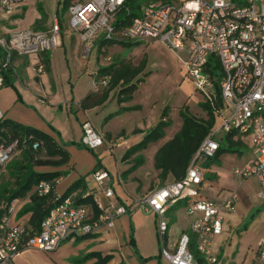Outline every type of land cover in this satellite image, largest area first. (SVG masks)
I'll return each instance as SVG.
<instances>
[{
    "label": "built area",
    "instance_id": "built-area-1",
    "mask_svg": "<svg viewBox=\"0 0 264 264\" xmlns=\"http://www.w3.org/2000/svg\"><path fill=\"white\" fill-rule=\"evenodd\" d=\"M21 1L0 0V13ZM123 1H75L67 7L68 25L81 39V53L85 57L91 54L94 37L99 31L97 38L101 39H114L119 35L144 44L164 40L172 49H186L184 63L187 73L207 99L213 79H217L213 73L214 63L219 64L218 91L222 107L217 114L223 122L216 128L214 125L201 141L181 180L168 181L150 191L138 203L154 214L158 251L169 264H197L191 243L206 263L215 264L216 255L212 246L222 232L220 212L234 210L236 194L232 192L220 202L204 196L200 191L203 175L199 162L214 157L227 135L233 138L239 136L252 147L250 162L234 167L232 176L239 184L247 178L255 179L257 195L264 201V0L147 1L141 7V16L134 17L130 25L118 29L115 15ZM60 32L61 25L56 19L51 21L46 31L8 30L5 37H0V47L5 56L1 68L9 66L14 56L49 53L60 46ZM44 67L40 58L35 64L37 73L43 72ZM93 76H97V71ZM106 80L102 77L98 81L105 87ZM25 142V139L18 141L14 138L0 143V168L10 159L11 153ZM102 142L103 138L91 124L82 123L80 143L94 149ZM32 148H37V144L33 143ZM91 179L94 182L92 189L103 191L111 200L113 190L107 183L109 173L97 169L91 173ZM49 190L50 184L40 181L38 194H46ZM75 196V191L64 197L57 195L55 204L41 221L39 231L23 240V223L10 224L7 214L2 215L0 264H11L22 250L28 248L55 251L64 239L85 237L96 233L102 226L112 227L114 217L129 211L121 203L102 207L94 196L96 208L100 210L94 217L85 205L75 203ZM177 203L184 204L186 208L189 233H180L178 238L173 239L169 235L170 224L166 218L169 208ZM259 246V264H264V241Z\"/></svg>",
    "mask_w": 264,
    "mask_h": 264
},
{
    "label": "rangeland",
    "instance_id": "rangeland-1",
    "mask_svg": "<svg viewBox=\"0 0 264 264\" xmlns=\"http://www.w3.org/2000/svg\"><path fill=\"white\" fill-rule=\"evenodd\" d=\"M62 1L23 0L12 5L8 11L0 13V23L4 25L3 21L6 20L7 30L46 31L50 27L51 21L56 19L63 29V39L69 46L73 41L70 35L72 30L68 25L67 11H63L61 8ZM75 1L86 2L89 0H71V3ZM1 30L0 26V37H5L6 31L2 33ZM97 34L99 36L100 31ZM97 34L95 39L98 37ZM116 49L121 52V56L132 58L134 63L145 57L144 71L149 72L143 77L144 80L140 82L133 93L132 100L123 104L125 109L118 108L116 97H113L104 108H99L97 112L95 110L74 111V108L68 111L64 107L65 100H69V97H78L80 91L89 89L91 78L86 71L92 72L94 68L95 46L92 47L91 54L86 57L82 55L83 59L70 57L72 64L70 76L68 71H65L64 67H67L65 62H63V66L61 56L56 55L55 65L58 75L50 76L54 84L51 83V78H48L47 75L46 81L43 82L48 107L42 108L35 103V95L39 93L38 87L41 85L39 84L40 78L37 79V77H42L41 81L45 78V70L43 73H37L35 69V64L39 59L36 54H29L28 57H25L29 61L26 65V70L29 73L28 89L32 92L23 91L17 83L15 85L18 86V90L22 94L23 103L25 102L26 106H38L39 111L46 117L44 125L47 126L49 132L62 146H69L68 149L72 156L69 168L72 167V170L70 176L66 177V181L71 176L79 174L83 175L86 182H89L90 166L106 168L110 177H113L110 186L113 190L112 199L109 200L103 191L98 189H92V193L96 199L97 195L101 197L102 207H108L111 203H121L120 200L129 203L134 199L137 205H132L131 212L136 213L137 219L141 221L149 216L138 203L147 195L149 186L154 180L153 155L156 149L180 129L182 124L179 115L180 107L185 104L193 116H201L202 108L199 103L204 101L205 97L187 73L184 63L187 56L186 49H172L164 40L159 39L149 41L147 44L137 43L130 49ZM119 52L114 53L113 56L106 49L101 58L102 61L99 63L112 61L115 57L120 56ZM2 59L3 57H0V60ZM9 89L13 90L14 97L18 100L14 85L0 87V91L3 92ZM56 102H60V105ZM162 113L165 115L161 116ZM203 113L205 116L204 111ZM86 118L104 138L102 144L94 149L78 146L80 122ZM161 118L168 121L164 129V137L142 145L136 152L130 153L125 161H122L126 151L137 145L143 139L145 132L150 130ZM215 119L216 128L223 122V119L220 114H216ZM108 135L111 138L109 140L106 138ZM225 141L223 138L220 145L224 146ZM248 147L250 149L241 155L230 151L221 154L220 167L217 166L218 163L209 160L205 161L208 164L199 162L203 175V183L200 187L202 194H205L210 200L220 202L225 200L230 193H236L234 210L220 212L223 219L222 232L214 239L212 246L216 255L215 264H259L260 262L258 250L260 242L264 241V201L257 195L255 179L247 178L237 185L232 176L234 167H241L252 158V147L250 145ZM16 151L15 149L12 152L13 155L17 154ZM139 156L142 158L141 163L139 166L133 167L134 161ZM8 176L9 171L6 166L1 167L0 183L7 182ZM176 207L166 220L172 229L176 228L184 232L187 228L186 208L179 205ZM186 232L189 233L187 230ZM138 235L140 237L142 231H136L135 236L138 237ZM153 244L155 249L151 254L155 255L146 261H153L154 264H169L163 256L158 254L155 241ZM191 249L198 264H208L204 261L202 254L196 252L193 245ZM19 256L23 264H53L54 262L47 251L33 248L22 250Z\"/></svg>",
    "mask_w": 264,
    "mask_h": 264
},
{
    "label": "trees",
    "instance_id": "trees-1",
    "mask_svg": "<svg viewBox=\"0 0 264 264\" xmlns=\"http://www.w3.org/2000/svg\"><path fill=\"white\" fill-rule=\"evenodd\" d=\"M147 1L155 0H124L122 6L115 15L116 27L119 29L128 26L131 24L130 22L134 17L141 16V7L147 3ZM70 3L71 0H63L61 5L62 10L66 11ZM116 36L114 39H101L98 52L102 47L106 48L117 45L119 48L130 49L137 43H140L138 41H129L123 37H118L119 35ZM0 57H3V59L0 60L2 86L12 85L13 70L11 64L6 66V68H1V64L5 57L1 47ZM41 61L46 65L48 62V55L42 56ZM145 63V57L135 64L130 58L115 57L105 66L97 65L98 78L106 77L107 84L100 94H87L86 97L80 101L79 107L88 109L96 105H101L108 99V94L111 91L116 92L118 103L131 99L132 93L136 90L138 84L144 80L143 77L147 75V72H144ZM219 70V64L215 62L213 73L217 79H213L209 98H205L204 101L199 103L202 111L205 112V117L193 116L189 111V107L183 104L179 109V115L182 121L180 129L176 131L170 139L158 147L155 152L153 156V165L156 171V185L163 186L167 183L168 178H172L174 181L182 179V176L185 174L190 164V160L198 150L199 144L215 125L216 114L222 107L219 95L220 92L218 91ZM164 115L165 113H162L161 116ZM167 123L168 121L163 118L157 121V124L144 134L143 139L137 145L126 151L122 161H125L130 153L136 152L142 145L164 137V129ZM14 138L18 139V141L25 139L26 142L16 148L17 154L13 155V153H11L10 159L4 165L7 171H9V174L13 176V179L11 178V181L0 183V217L2 216L4 211L3 207L5 205L8 207L13 199H23L28 196L30 199L29 203L17 212L19 217L29 214L27 221L23 224L24 233L21 235V240H23L39 231L41 221L48 215V211L55 204L57 199L56 192L54 191V186L56 184L55 180L65 173L60 170L43 172L35 170L34 168H53L67 165L70 160V154L61 147L53 137L49 136L44 131L27 125L18 124L10 119L0 120V143L7 142L9 139ZM225 140L224 146H219L220 149L216 152L214 157L210 158V162L219 163V157L226 151L241 155L248 149L246 141L239 136L238 138H233L232 135H227ZM33 143L37 144V148H32ZM78 146L81 147L84 145L79 143ZM141 161V156L137 157L132 166H139ZM40 181H45L50 184L48 193L38 194ZM153 186L152 184L151 188H153ZM73 191L76 192L75 203L78 205H85L90 210V213L94 217H97L100 210L96 208L94 196L88 191L83 176L74 180L68 189L60 196L64 197ZM190 247H192V243ZM109 259V255H96V261L92 264H106ZM83 260L84 258L73 259L74 262ZM141 262H143V260H141ZM117 264L125 263L121 261Z\"/></svg>",
    "mask_w": 264,
    "mask_h": 264
},
{
    "label": "crops",
    "instance_id": "crops-1",
    "mask_svg": "<svg viewBox=\"0 0 264 264\" xmlns=\"http://www.w3.org/2000/svg\"><path fill=\"white\" fill-rule=\"evenodd\" d=\"M170 1L175 2L178 0H170ZM3 22L5 24L2 25V23H0V26L2 28V30H1L2 33H5V31L6 32L8 31L7 30L8 27L6 26L7 21L4 20ZM70 35H71V38L73 41L68 46L65 43V40L63 39L64 38L63 37V29L61 27V32H60L61 44H60V46L49 51V53H47V54H42L41 56L37 55L39 57V59L44 55H48V62L44 67V69H45L44 77L45 78L43 81H41L42 77H40V76L37 77V79L40 78L39 84H41V85L38 87L39 93L35 95V98H36L35 103L42 108L48 107L47 106L48 100L45 97L44 85H43L44 83L43 82L46 81L47 76L49 78L50 76L52 77L53 74L58 75L56 65H55L56 55L61 56L63 66H64L63 62H65L67 67H64V68H65V71H68L69 76L72 73V68H71L72 64L70 63V57L72 56V58L74 57L76 59L80 57L81 59H83L82 58L83 53H81V49H82L81 39H79L78 35L73 33V32H71ZM100 40H101V38L95 39L93 42V45H92V47L95 46V50H94L95 65H94V68H93L92 72L86 71L87 75L90 76V78H91L90 87L88 90L80 91L79 95H77L78 97H74V98L69 97L70 98L69 100H65L64 107L68 111H71V109L74 108V111H80L81 110V111L85 112V111H91V110L94 111L95 110L97 112L99 108H104L105 106H107L113 97H116V102H117L116 92L111 91L108 94L109 95L108 99L103 104L96 105L93 108H88V109H82L79 107L80 101L84 97H86L87 94H93L94 93V94L98 95L101 93L102 89L104 88V86L99 84L98 80L100 78H98V76H96L97 78L94 77L93 74H94V72L97 71L96 68L98 69L97 65L105 66L106 64L109 63V62L99 63L102 61L101 58L103 57L105 50L108 49V53L111 52V55L113 54V56H114V53L116 54L119 52V51H117L116 48H118V49L121 48V47L119 48L117 45H112V46H109L106 48L102 47L100 49V51L98 52V46H99ZM92 47H91V51H92ZM121 49L123 50L124 48H121ZM91 51H90V53H91ZM120 53L121 52H119V55H120ZM25 57H28V55H23L20 57L14 56L12 58V61H11V67L13 70L12 85H14V87L17 90L18 100L15 99L14 92L12 89H9L7 91L4 90V92L0 91V114L2 115L0 117V120L10 119L14 122H17L18 124L27 125V126L35 128V129H39V130L47 133L49 136L53 137L54 140H56L55 136L49 132L47 126L44 125V121H45L46 117L42 114V112L39 111L38 106H36V107H33L31 105L26 106L24 104L25 102L23 103V101H22L23 100L22 96H21L22 94H20V92L18 90V86L22 87L23 91L24 90L31 91L30 89H28V85H29L28 84L29 83L28 74L29 73L26 70V65L28 64L29 61ZM119 57H123V56L120 55ZM123 58L128 59L130 57H123ZM130 59L132 60V58H130ZM132 62H133V60H132ZM144 72H146V71H144ZM148 73L149 72H147V74ZM93 78H95V79L93 80ZM15 83H17L18 86H16ZM51 83H53L52 78H51ZM139 84H138V86H139ZM138 86H137V88H138ZM53 88H54V85H53ZM133 95H132L131 99H129V100L122 101L121 103L117 102L118 108L119 109H125V106L123 104L131 101L133 98ZM65 98H67V97H65ZM56 103H58V105H60V102H56ZM49 107L51 108V105ZM198 117H202V118L205 117L203 111L201 113V116H198ZM83 122H87V123L91 124L93 126V128L96 129L94 127V125L88 120V118L84 119L83 121L80 122L81 130H80L79 138L81 137L82 123ZM97 132L99 133V131H97ZM106 138H108V140L111 139L110 135L106 136ZM103 140H104V138H103ZM56 142L61 147H63V148L65 147V146H62L58 140H56ZM246 145L248 147L249 144L246 143ZM68 147L69 146L65 147L64 149L66 151H68V153L70 154ZM157 149H156V151H157ZM249 149H250V147H248L247 151ZM71 158H72V156L70 154V160L67 163V165H63V166H59V167H53V168H51V167L34 168L35 170H38V171L40 170L43 172H51L53 170H60V171L65 172L62 176L58 177L55 180L56 184L54 186V191L56 192V195H61L66 189H68V187L73 183L74 180L83 176V175L75 174V175L71 176L70 179H68L66 181V177H68V175L70 176V174H71L70 171L72 170V167L69 168V165H71ZM219 160H220V157H219ZM250 160H249V162H250ZM205 163H207V162H205ZM217 166L220 167L221 162H219ZM90 167H91V170H90L89 182H86L84 180L86 182L88 191H90V190L92 191V188L94 186V182H92V179H91V173H93L97 169L102 168V167H93V165ZM102 169L106 170V168H104V167ZM155 175H156V171L154 174V180L151 182L147 194L150 191L154 190L155 188L160 187L159 185L155 184V182H156ZM8 177H9L8 181H11V178L13 176H11L9 174ZM168 181H172V178H168ZM168 181H167V183H168ZM112 182H113V177L111 176L110 180H108L107 183L109 186H111ZM152 184L154 186L151 189ZM237 185H240V184L237 183ZM255 187H256V183H255ZM203 195L206 196L205 194H203ZM96 200L99 204H101V205L103 204V201L99 195H97ZM29 201H30V199L28 196H26L23 199H20V198L19 199L18 198L13 199L12 202L10 203V205H8V207H7V205H5L3 207L4 211H3L2 215L7 214L10 224H13L16 222L24 224L27 221L29 214L19 217L17 215L18 214L17 212L23 206H25L27 203H29ZM119 202H121V204L127 206V208L129 209L127 214L114 217L113 222H112V224H113L112 227L102 226L96 233L85 235V237L64 239L55 251L47 252L53 258V260H54L53 264H92L93 262L96 261V255H100V254L102 256H105V255L110 256V259L106 262V264H117L121 261L124 262L125 264H154L153 261H150V260L146 261L152 255H155V254H151V253H153L152 251H154V249H155L154 244H153L154 241L156 242V246L159 249L158 239L156 236V222H155L154 214L144 208V212L149 216H147L144 220L140 221L137 219V214L131 212L133 209L132 205H134V204L137 205V202L134 199L129 203H124L121 200ZM177 205L184 207V204H181V203H177V204L171 206L168 210L167 217L172 215V213H173L172 211H175L174 209L177 208L176 207ZM186 221H187V219H186ZM186 226L188 227V221L186 222ZM138 230L142 231V235L140 236L141 238L139 237V235H138V237L135 236L136 231H138ZM186 230H187V228H186ZM186 230L184 232H182V231L177 230L176 228L172 229L171 225H170L169 235L172 236L173 239H175V238L179 237L180 233H185ZM151 242H152V245H151ZM158 254L160 255V251L158 252ZM82 258H84L83 261H80V262H74L73 261V259H82ZM140 259L143 260V262H141ZM11 264H23V261L20 258L19 254L14 258V260Z\"/></svg>",
    "mask_w": 264,
    "mask_h": 264
}]
</instances>
